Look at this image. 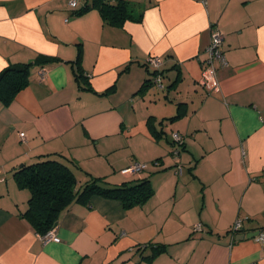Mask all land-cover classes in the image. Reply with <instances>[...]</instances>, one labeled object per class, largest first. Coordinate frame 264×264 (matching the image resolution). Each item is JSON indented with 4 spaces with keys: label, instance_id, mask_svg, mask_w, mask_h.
I'll use <instances>...</instances> for the list:
<instances>
[{
    "label": "crops",
    "instance_id": "0c3cea01",
    "mask_svg": "<svg viewBox=\"0 0 264 264\" xmlns=\"http://www.w3.org/2000/svg\"><path fill=\"white\" fill-rule=\"evenodd\" d=\"M69 1L0 0V72L58 59L33 66L28 86L0 102V264H264L256 237L235 239L264 231V0H132L141 20L121 28L95 10L73 17L91 0L74 10ZM211 29L225 65L208 93L198 81ZM78 54L92 92L76 80ZM152 58L161 87L144 89ZM46 158L79 185L148 180L153 193L129 209L101 196L74 204L43 243L22 217L29 193L13 173ZM134 163L147 168L121 174ZM237 219L244 230L234 235ZM156 245L165 251L148 259Z\"/></svg>",
    "mask_w": 264,
    "mask_h": 264
},
{
    "label": "trees",
    "instance_id": "16d2710c",
    "mask_svg": "<svg viewBox=\"0 0 264 264\" xmlns=\"http://www.w3.org/2000/svg\"><path fill=\"white\" fill-rule=\"evenodd\" d=\"M133 5L132 0H91L80 10L73 11L72 15L79 17L95 10L104 25L121 28L127 21L139 22L141 20V12L138 17L133 16ZM75 8L76 6L72 10ZM79 55L75 61L76 80L81 85H85L87 91L92 92L91 87L86 83L88 75L79 67ZM56 61L58 59L41 58L33 63L13 64L3 69L0 72L1 104L8 106L15 96L28 86L29 74L33 66L47 65ZM143 66L148 68L147 64ZM158 72V69L150 71V78L143 84L144 89L154 85L153 80L158 77ZM180 117L181 114L178 112L166 121L174 122ZM149 128L153 136L159 139L161 133L156 132L150 122ZM171 145L173 154L177 155L183 147V139L179 143L172 138ZM13 178L18 189L29 193L27 209L22 217L33 226L40 236L55 228L61 214L70 206L74 204L87 205L93 196L118 200L125 209H129L144 203L153 193L148 180L127 181L119 186H110L101 178L90 177L85 184L79 185L76 176L68 165L60 160L49 158L20 166L13 173ZM243 230L244 227L240 232ZM164 251V245H156L148 259H153Z\"/></svg>",
    "mask_w": 264,
    "mask_h": 264
},
{
    "label": "built area",
    "instance_id": "2783aa9c",
    "mask_svg": "<svg viewBox=\"0 0 264 264\" xmlns=\"http://www.w3.org/2000/svg\"><path fill=\"white\" fill-rule=\"evenodd\" d=\"M76 6V0L69 1V7L72 9ZM222 45V35L216 29H211L210 41L208 46L205 49L206 59L204 61L203 69L200 75L198 84L208 93L216 92L218 90V83L216 79V70L217 67L225 65V58L221 50ZM148 67L153 69H159L161 62L158 59H149L146 63ZM41 81L44 79L45 71L41 69L38 73ZM153 83L157 87H161V80L159 77H155ZM20 137L23 138L24 134L21 133ZM172 138L174 141L181 143L182 136L178 133H173ZM146 165L141 163H134L130 167L123 169L121 174L124 176H133L139 174L146 170ZM243 228V222L240 219H237L232 226V234H239ZM202 225L200 223L195 224L192 228L193 233L202 232ZM43 243L52 241L55 238L54 228L50 229L47 233L40 236ZM256 240L264 244V231L259 232L256 236Z\"/></svg>",
    "mask_w": 264,
    "mask_h": 264
},
{
    "label": "water",
    "instance_id": "95a60500",
    "mask_svg": "<svg viewBox=\"0 0 264 264\" xmlns=\"http://www.w3.org/2000/svg\"><path fill=\"white\" fill-rule=\"evenodd\" d=\"M258 235V232L249 233V234H240L235 237L236 240L242 241L244 239H252Z\"/></svg>",
    "mask_w": 264,
    "mask_h": 264
},
{
    "label": "rangeland",
    "instance_id": "374dc122",
    "mask_svg": "<svg viewBox=\"0 0 264 264\" xmlns=\"http://www.w3.org/2000/svg\"><path fill=\"white\" fill-rule=\"evenodd\" d=\"M126 177H128V176H126Z\"/></svg>",
    "mask_w": 264,
    "mask_h": 264
}]
</instances>
